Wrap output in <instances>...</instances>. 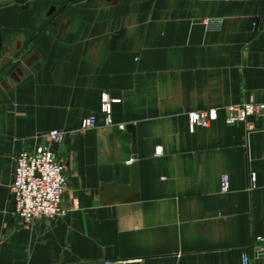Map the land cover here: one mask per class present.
I'll return each mask as SVG.
<instances>
[{
  "label": "crops",
  "instance_id": "1",
  "mask_svg": "<svg viewBox=\"0 0 264 264\" xmlns=\"http://www.w3.org/2000/svg\"><path fill=\"white\" fill-rule=\"evenodd\" d=\"M262 16L264 0L0 4V264L262 263L264 118L225 124L220 109L264 102ZM101 93L114 100L106 125ZM207 108L216 118L188 131L186 112ZM50 129L69 131L55 147L67 210L23 225L11 156ZM131 162L138 198L99 204Z\"/></svg>",
  "mask_w": 264,
  "mask_h": 264
},
{
  "label": "built area",
  "instance_id": "2",
  "mask_svg": "<svg viewBox=\"0 0 264 264\" xmlns=\"http://www.w3.org/2000/svg\"><path fill=\"white\" fill-rule=\"evenodd\" d=\"M207 22H218L209 20ZM251 28L256 33L264 32V16L254 19ZM106 93L99 96V112L103 124L110 123V105ZM225 124L247 123L249 117L264 118V102L253 100L228 103L220 107ZM216 118V109H193L186 112L188 131L195 127H206ZM95 124V115L88 114L80 120L78 130L84 131ZM66 129H50L40 135L41 141L31 148H21L11 156V174L7 185L8 194L12 201V213L23 225H30L35 220L53 221L63 216L67 208L63 205L66 190V175L63 159L55 152L65 135ZM159 147L154 151L159 154ZM249 182L254 181V174L249 171ZM228 180L226 175L220 176L219 190L226 191ZM257 240L259 238L257 237ZM263 251L264 249L261 248ZM240 264L251 263L246 253L242 252Z\"/></svg>",
  "mask_w": 264,
  "mask_h": 264
},
{
  "label": "water",
  "instance_id": "3",
  "mask_svg": "<svg viewBox=\"0 0 264 264\" xmlns=\"http://www.w3.org/2000/svg\"><path fill=\"white\" fill-rule=\"evenodd\" d=\"M9 0H0V4ZM134 153V149H132ZM138 198L137 195V169L135 162L129 164V181L126 185L106 184L99 195V204H112L118 201L128 202ZM256 255L262 256L263 251H257ZM254 263H257L255 261Z\"/></svg>",
  "mask_w": 264,
  "mask_h": 264
}]
</instances>
